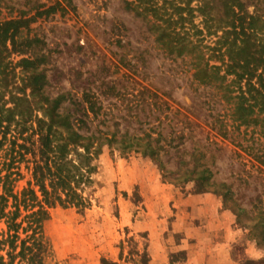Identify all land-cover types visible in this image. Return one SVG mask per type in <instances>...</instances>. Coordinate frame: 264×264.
Segmentation results:
<instances>
[{
  "label": "rangeland",
  "instance_id": "374dc122",
  "mask_svg": "<svg viewBox=\"0 0 264 264\" xmlns=\"http://www.w3.org/2000/svg\"><path fill=\"white\" fill-rule=\"evenodd\" d=\"M123 1L72 0L75 10L68 0H0V21L30 18L58 2L55 12L22 29L23 38L38 40L30 54H46L42 67L51 94L96 93L103 109L88 119L90 131L98 122L108 133H152L166 166L162 170L141 150L105 146L93 160V182L84 188L87 207H57L46 222V263L264 264V249L222 196L177 179L186 169L209 167L215 181L230 184L234 200L249 207L261 193L264 166L213 129L204 101H218L223 92L214 85L194 90L192 71L160 48L151 20L127 11ZM143 87L157 92V103H142L137 95ZM28 158L20 163L18 190L31 179ZM4 228L0 221V233Z\"/></svg>",
  "mask_w": 264,
  "mask_h": 264
},
{
  "label": "trees",
  "instance_id": "16d2710c",
  "mask_svg": "<svg viewBox=\"0 0 264 264\" xmlns=\"http://www.w3.org/2000/svg\"><path fill=\"white\" fill-rule=\"evenodd\" d=\"M123 2L127 11L151 20L150 30L160 48L192 71L194 90L214 85L223 92L218 101H204L213 129L264 166V0ZM56 3L38 8L30 18L0 21V155L6 154L0 167V221L5 224L0 233V264H47L50 243L45 224L57 207L74 206L80 211L87 207L84 188L93 182V160L105 146L141 150L166 170L152 133H108L98 128V122L96 132L90 131L88 119L91 114L97 118L103 109L96 93L51 94L42 67L46 54H30L38 40L23 38L22 29L37 16L55 12L60 8ZM68 3L76 10L72 0ZM119 44L127 46L123 39ZM16 54L21 58L14 62L10 58ZM137 96L148 106L151 98L156 103L159 98L146 87ZM239 136L243 138L238 140ZM78 151L84 152L85 159L74 157ZM26 157L31 179L18 190L16 184L23 177L20 163ZM177 179L194 181L198 191L222 196L225 206L264 249V183L256 201L247 207L234 200L230 184L215 181L209 167L194 166Z\"/></svg>",
  "mask_w": 264,
  "mask_h": 264
}]
</instances>
